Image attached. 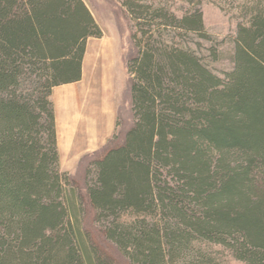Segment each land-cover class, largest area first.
I'll return each mask as SVG.
<instances>
[{"label": "trees", "instance_id": "obj_1", "mask_svg": "<svg viewBox=\"0 0 264 264\" xmlns=\"http://www.w3.org/2000/svg\"><path fill=\"white\" fill-rule=\"evenodd\" d=\"M125 7L134 123L87 158L82 187L53 94L83 80L104 29L85 0H0V264H264V0L224 75L168 39L209 40L202 9Z\"/></svg>", "mask_w": 264, "mask_h": 264}, {"label": "rangeland", "instance_id": "obj_2", "mask_svg": "<svg viewBox=\"0 0 264 264\" xmlns=\"http://www.w3.org/2000/svg\"><path fill=\"white\" fill-rule=\"evenodd\" d=\"M94 13L97 21L105 32L103 38H92L89 41V61H91L90 71L97 72V61L100 58V49L103 42L110 43V47L116 48L113 57L114 64L117 65V88L119 96L120 119L116 134H122L134 123L132 112L131 96V74L128 63L131 57L137 52L134 35L138 32L137 22L125 7L126 2L135 1L140 4L154 5L157 8H165L179 17H183L194 9H202L205 16V23L210 39H204L202 35L196 33L186 34L181 31H168L169 41L183 43L198 51L202 56L209 55L214 69L220 75L231 71L233 64L229 60L228 54L233 49V43L238 35L241 24L249 22L247 8L254 5L256 0H85ZM183 33V34H182ZM214 49L222 54L221 59L215 58L208 49ZM213 51V50H212ZM88 53V52H87ZM212 55V57H211ZM226 55V56H223ZM220 57V56H219ZM86 59V58H85ZM91 59V60H90ZM115 137V136H114ZM113 137V138H114ZM112 138V139H113ZM107 147V146H106ZM105 147V148H106ZM99 150L85 155L76 167L68 169L75 178L78 185L85 186V176L87 168L84 163L87 158L102 153ZM65 171V170H64Z\"/></svg>", "mask_w": 264, "mask_h": 264}, {"label": "crops", "instance_id": "obj_3", "mask_svg": "<svg viewBox=\"0 0 264 264\" xmlns=\"http://www.w3.org/2000/svg\"><path fill=\"white\" fill-rule=\"evenodd\" d=\"M97 72H91L89 48L84 62V78L80 82L56 87V108L62 168L76 167L87 154L105 148L116 135L120 111L117 97L116 48L103 42ZM91 60V59H90Z\"/></svg>", "mask_w": 264, "mask_h": 264}]
</instances>
